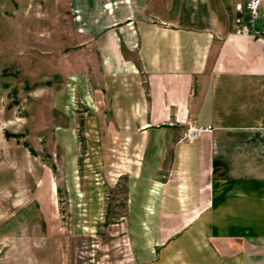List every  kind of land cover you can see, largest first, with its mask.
Returning a JSON list of instances; mask_svg holds the SVG:
<instances>
[{
    "label": "crops",
    "instance_id": "obj_1",
    "mask_svg": "<svg viewBox=\"0 0 264 264\" xmlns=\"http://www.w3.org/2000/svg\"><path fill=\"white\" fill-rule=\"evenodd\" d=\"M239 1L132 0V27L94 38L154 188L140 264H264V40L235 32ZM187 122L212 129L189 142Z\"/></svg>",
    "mask_w": 264,
    "mask_h": 264
},
{
    "label": "rangeland",
    "instance_id": "obj_2",
    "mask_svg": "<svg viewBox=\"0 0 264 264\" xmlns=\"http://www.w3.org/2000/svg\"><path fill=\"white\" fill-rule=\"evenodd\" d=\"M125 1L0 0V264H140L154 240V188L94 48L132 27Z\"/></svg>",
    "mask_w": 264,
    "mask_h": 264
},
{
    "label": "built area",
    "instance_id": "obj_3",
    "mask_svg": "<svg viewBox=\"0 0 264 264\" xmlns=\"http://www.w3.org/2000/svg\"><path fill=\"white\" fill-rule=\"evenodd\" d=\"M264 0H240L236 3L237 14L235 16V32L240 34L253 33L261 40H264V30L255 28V19L259 15H264V10L261 9ZM210 124L205 126L190 125L184 131L182 138L186 141H193L198 137L201 131H210Z\"/></svg>",
    "mask_w": 264,
    "mask_h": 264
},
{
    "label": "trees",
    "instance_id": "obj_4",
    "mask_svg": "<svg viewBox=\"0 0 264 264\" xmlns=\"http://www.w3.org/2000/svg\"><path fill=\"white\" fill-rule=\"evenodd\" d=\"M13 135L17 136L16 134H13Z\"/></svg>",
    "mask_w": 264,
    "mask_h": 264
}]
</instances>
